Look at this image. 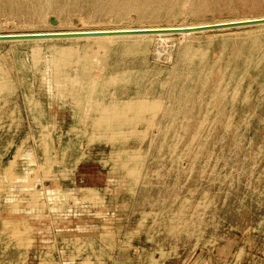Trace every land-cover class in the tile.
<instances>
[{"label":"rangeland","instance_id":"obj_1","mask_svg":"<svg viewBox=\"0 0 264 264\" xmlns=\"http://www.w3.org/2000/svg\"><path fill=\"white\" fill-rule=\"evenodd\" d=\"M166 1L151 8L147 0H0V32L264 15V7ZM242 28L152 35L144 58L119 42H1L0 264H264V82L225 98L228 76L209 67L201 78L216 94L197 89L192 113V96L180 113L171 101L185 47L264 37V26ZM210 52L211 63L220 60ZM85 60L107 69L89 78ZM153 66V91L111 80ZM107 78L105 97L118 92L116 102L82 114L81 79L94 89Z\"/></svg>","mask_w":264,"mask_h":264},{"label":"bare ground","instance_id":"obj_2","mask_svg":"<svg viewBox=\"0 0 264 264\" xmlns=\"http://www.w3.org/2000/svg\"><path fill=\"white\" fill-rule=\"evenodd\" d=\"M16 3H21V0H11ZM35 3L41 4L43 0H31ZM91 1V0H90ZM151 1L148 5L153 7H159L162 4H167L166 0H147ZM46 3V2H44ZM212 3H216L218 5H223L228 8H233L236 10L244 9V8H253V7H264V0H249L243 2L242 0H197L196 8H202L209 6ZM86 4V2H85ZM92 4V3H91ZM204 9V8H202ZM193 11V10H192ZM257 18H264L262 16H251V17H242V18H229V19H220L211 22H200L193 24H182L177 26H160V25H144V26H136V27H118V28H77L71 30H32V31H1L0 35L6 34H42V33H56V32H112V31H121V30H140V29H163V28H192L204 25L211 24H219V23H228V22H237V21H246ZM261 27L264 24L259 25H251ZM248 27V26H242ZM242 27L236 28H225V29H215V30H204L198 32H188V33H180L184 35H194L200 32L206 33H223L226 32L228 34L234 29H243ZM255 33V32H254ZM257 32L256 34L258 35ZM159 34V35H157ZM157 34H142V35H105V36H82V37H71V38H48V39H15V40H0L1 42H35L40 44L39 42L46 40H74V39H87L94 40L97 45H104L105 47H109L110 42H119L122 43L126 53L132 55H138L144 58L145 49L151 45L149 40L153 38H163L165 34H178V33H157ZM252 34V33H251ZM153 35V36H152ZM250 35V34H249ZM240 37V35H238ZM248 34L243 36L242 39L236 40L234 38L226 37L225 39L215 40L212 38L210 42V47L205 48L204 45L200 43H190L187 47H185V51L182 53V61L180 69L178 70L177 76L175 77V88L178 89L177 95L171 99L174 107L172 109L173 112H182L187 110L186 107L183 106L184 102L181 100L187 96L193 97V102L188 111V113L195 112L196 110H192V108L200 103L197 94H193L197 89H208L211 93L216 94V90L212 88L208 84V80L205 78H201L205 69L209 67H213L216 76L219 78L220 76L227 75L229 81L226 86V90L224 93L225 98H232L235 94H237L240 90L250 88L253 82H264V37L258 39H250L247 38ZM254 36V35H252ZM236 37V36H234ZM237 38V37H236ZM241 38V37H240ZM239 39V38H237ZM152 40V39H151ZM161 40V39H160ZM129 41V44H125ZM96 45V46H97ZM130 45V48L129 46ZM214 47L217 52H219L221 58L216 62H210L212 59L210 57V48ZM54 49L57 46L53 47ZM56 51V50H55ZM213 51V50H212ZM57 53V52H56ZM94 60V59H93ZM39 61V60H38ZM82 61V60H81ZM96 61V60H95ZM94 61V62H95ZM92 62L85 60V71L82 75L87 74L89 78L98 77V70H106L105 65L97 66V64H91ZM97 63V62H96ZM84 64V63H83ZM82 64V65H83ZM157 68L145 67L143 68V72L139 73L135 69H125L122 71H117L114 76H111L112 81H116L122 84H134L138 93H145L146 91H153L157 87L153 83L150 73L151 71H155ZM69 74V73H68ZM163 74L165 72L163 71ZM67 75V74H66ZM67 77V76H66ZM69 77V76H68ZM81 78V77H80ZM75 79L79 80L78 77H74L72 79L73 83ZM109 78L102 79V82L97 85V88H92L90 83H86L81 79L79 82V91L76 92V105L82 112V114L88 116L90 113H97L101 110L99 107L102 102H110L112 100H117L116 97L118 92H112V97L107 99L105 97V88L110 86ZM33 82V81H32ZM184 82L189 85H184ZM113 84V82H111ZM116 84V83H114ZM73 87V86H72ZM76 87V86H75ZM143 87V89H141ZM69 88V87H68ZM110 88V87H109ZM108 88V89H109ZM76 89V88H75ZM111 90V89H110ZM126 91L125 96H129L133 88L128 89ZM236 91L234 95H230L231 91ZM112 91V90H111ZM109 94V91H108ZM84 97V98H83ZM106 98V99H105ZM124 106H127V109L130 106V102L126 98L119 99Z\"/></svg>","mask_w":264,"mask_h":264},{"label":"water","instance_id":"obj_3","mask_svg":"<svg viewBox=\"0 0 264 264\" xmlns=\"http://www.w3.org/2000/svg\"><path fill=\"white\" fill-rule=\"evenodd\" d=\"M264 24V18H257L246 21L228 22L204 25L192 28H163V29H138V30H121L112 32H56V33H40V34H6L0 35V40H15V39H48V38H71L82 36H105V35H142V34H157V33H188L204 30H215L225 28H236L242 26H251Z\"/></svg>","mask_w":264,"mask_h":264}]
</instances>
